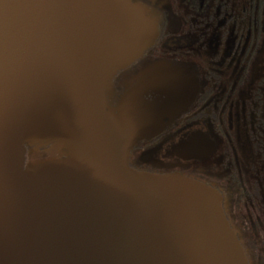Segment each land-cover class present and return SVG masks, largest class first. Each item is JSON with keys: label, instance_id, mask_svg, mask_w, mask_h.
<instances>
[{"label": "water", "instance_id": "obj_1", "mask_svg": "<svg viewBox=\"0 0 264 264\" xmlns=\"http://www.w3.org/2000/svg\"><path fill=\"white\" fill-rule=\"evenodd\" d=\"M159 31L136 0H0V264H255L215 188L129 164L196 92L165 61L114 83Z\"/></svg>", "mask_w": 264, "mask_h": 264}, {"label": "flooded vegetation", "instance_id": "obj_2", "mask_svg": "<svg viewBox=\"0 0 264 264\" xmlns=\"http://www.w3.org/2000/svg\"><path fill=\"white\" fill-rule=\"evenodd\" d=\"M136 1L159 14L160 31L114 83L165 61L188 69L196 92L167 129L132 148L129 164L215 188L238 238L264 264V0ZM180 142L199 157H174Z\"/></svg>", "mask_w": 264, "mask_h": 264}]
</instances>
